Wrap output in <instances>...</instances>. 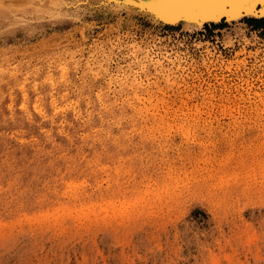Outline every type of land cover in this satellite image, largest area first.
I'll return each instance as SVG.
<instances>
[{
	"label": "rangeland",
	"instance_id": "1",
	"mask_svg": "<svg viewBox=\"0 0 264 264\" xmlns=\"http://www.w3.org/2000/svg\"><path fill=\"white\" fill-rule=\"evenodd\" d=\"M227 3L0 0V264H264V11Z\"/></svg>",
	"mask_w": 264,
	"mask_h": 264
},
{
	"label": "bare ground",
	"instance_id": "2",
	"mask_svg": "<svg viewBox=\"0 0 264 264\" xmlns=\"http://www.w3.org/2000/svg\"><path fill=\"white\" fill-rule=\"evenodd\" d=\"M151 2H154V3H157V8L158 9H161L162 11H164V13H165V16H166V18L168 17V19H170V18H172V17H175V16H177V14H178V16H180L181 14H185L186 13V16L184 15V19H186V18H190L191 16H189V14L190 15H192L194 18H195V20H202L205 16L204 15H201L203 18H199V14H198V12H200V14L203 12V13H205V14H207L208 12H206V10L207 9H210V7H208V6H206V4L208 3V1L207 0H200V1H202L201 3H202V6L201 5H199L198 6V4L197 3H195V1L193 2L192 0H184V1H188V4H190L191 2L190 1H192L193 3H195L196 5H197V7H190V5H188L187 3H182L181 1H178V0H150ZM226 1H228V0H226ZM249 1H251L250 3H254V1L255 2H257V3H262L263 4V7H261V8H263L262 10H264V0H249ZM231 2V1H230ZM230 2H228L227 4H229ZM234 2H235V0H234ZM217 4V3H216ZM216 4L215 5H211V7H213L212 8V10H211V12H216ZM151 5V4H150ZM188 6V8L190 7V8H192V9H188V8H184V6ZM193 5V4H192ZM229 5H231V3L229 4ZM229 5H228V7H229ZM151 6H154V5H151ZM150 6V7H151ZM201 6V7H200ZM261 6V5H260ZM228 7H227V9H228ZM194 8V9H193ZM199 8V9H198ZM235 7H233V6H231L228 10L226 9V12L227 11H234L235 9H234ZM258 8V7H257ZM249 9V8H248ZM182 12V11H184V12H182V13H178V12H180V11ZM223 10V9H222ZM244 11H246V8L245 9H243ZM259 10H261V9H259ZM258 10V11H259ZM177 11V12H176ZM225 11V10H224ZM250 11V10H249ZM248 11V12H249ZM255 11V10H254ZM167 12H168V15H166L167 14ZM176 12V13H175ZM189 14H188V13ZM223 12V11H222ZM235 12V11H234ZM233 12V13H234ZM240 11H238V13H239ZM250 12H252V14H254L253 13V11L251 10ZM202 13V14H203ZM232 13V15H234ZM246 13V12H245ZM261 13V14H260ZM260 15H254V16H264V13H262V11H260ZM242 14V13H241ZM256 14V13H255ZM228 16H229V14H227ZM231 15V14H230ZM238 14H235V16H237ZM189 16V17H188ZM200 16V17H201ZM219 16V15H218ZM218 16H217V18H218ZM181 17V16H180ZM207 17H211V15L209 14V16H207ZM212 17L213 18H216L215 16H213L212 15ZM178 17H176V18H173L172 20H175V19H177ZM194 18L192 19V20H194ZM206 19V18H205ZM187 20V19H186ZM190 20V19H189ZM188 20V21H189ZM187 21V23H185V24H188L189 22ZM192 22V21H191ZM197 22V21H196ZM200 22V21H199ZM195 24V23H194ZM45 79H44V82H46L47 83V85L46 86H50V87H52L53 88V84L54 83H57V82H65V83H67L68 82V78H67V76H65L64 77V75H63V71H59L58 72V74L56 75V76H52L51 74H49L48 72L45 74ZM60 77V78H59ZM37 79L38 78H36V80H35V82H34V85L36 84V82H37ZM43 81V80H42ZM56 86V85H55ZM39 96L40 97H42V94H39Z\"/></svg>",
	"mask_w": 264,
	"mask_h": 264
},
{
	"label": "water",
	"instance_id": "3",
	"mask_svg": "<svg viewBox=\"0 0 264 264\" xmlns=\"http://www.w3.org/2000/svg\"><path fill=\"white\" fill-rule=\"evenodd\" d=\"M230 1H232L231 2V6L235 7L234 11H239L240 9H243V8H247V9L248 8L249 9L254 8V9H257L258 5H263L261 2L257 3L255 1H254V3H250L251 1H249V0H236V2H233L234 0H228V1H226V0H217V4L215 3L216 4V12H211L213 7H211L210 9H207L206 11L209 12V14H212V15L217 14V13L221 12L220 9L223 7L224 3L225 2H230ZM167 15H168V12H167Z\"/></svg>",
	"mask_w": 264,
	"mask_h": 264
},
{
	"label": "trees",
	"instance_id": "4",
	"mask_svg": "<svg viewBox=\"0 0 264 264\" xmlns=\"http://www.w3.org/2000/svg\"><path fill=\"white\" fill-rule=\"evenodd\" d=\"M250 20L255 21V22H259V21H263L264 19H256V18H252V19H250Z\"/></svg>",
	"mask_w": 264,
	"mask_h": 264
}]
</instances>
